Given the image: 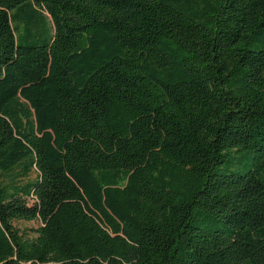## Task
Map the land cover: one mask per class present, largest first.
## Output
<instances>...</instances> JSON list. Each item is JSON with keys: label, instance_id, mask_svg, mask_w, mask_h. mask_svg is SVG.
Instances as JSON below:
<instances>
[{"label": "trees", "instance_id": "1", "mask_svg": "<svg viewBox=\"0 0 264 264\" xmlns=\"http://www.w3.org/2000/svg\"><path fill=\"white\" fill-rule=\"evenodd\" d=\"M0 264H264V0H0Z\"/></svg>", "mask_w": 264, "mask_h": 264}, {"label": "rangeland", "instance_id": "2", "mask_svg": "<svg viewBox=\"0 0 264 264\" xmlns=\"http://www.w3.org/2000/svg\"><path fill=\"white\" fill-rule=\"evenodd\" d=\"M31 178L33 179L34 175H31ZM13 224L20 231L24 233L26 232V234H28L30 230L36 229L39 225L37 222H24V221H16Z\"/></svg>", "mask_w": 264, "mask_h": 264}]
</instances>
